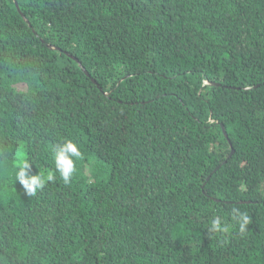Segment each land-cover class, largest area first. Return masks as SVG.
<instances>
[{
    "label": "trees",
    "instance_id": "16d2710c",
    "mask_svg": "<svg viewBox=\"0 0 264 264\" xmlns=\"http://www.w3.org/2000/svg\"><path fill=\"white\" fill-rule=\"evenodd\" d=\"M0 264H264V0H0Z\"/></svg>",
    "mask_w": 264,
    "mask_h": 264
},
{
    "label": "clouds",
    "instance_id": "9594fccd",
    "mask_svg": "<svg viewBox=\"0 0 264 264\" xmlns=\"http://www.w3.org/2000/svg\"><path fill=\"white\" fill-rule=\"evenodd\" d=\"M83 159V152L73 140H67L53 150L52 160L54 161L55 169L65 184L70 183L76 173V162ZM16 163L19 168V171L16 174V179L23 185V188L28 194L35 195L39 190L43 189L49 181L54 179L52 173H39L37 175L29 176L30 162L25 157L23 149H21ZM232 214L233 219L239 224L241 234H243L249 224L248 215L241 212L239 208H234ZM209 230L216 233H227L229 231V226L223 224L221 218L216 217L211 221V227Z\"/></svg>",
    "mask_w": 264,
    "mask_h": 264
},
{
    "label": "water",
    "instance_id": "95a60500",
    "mask_svg": "<svg viewBox=\"0 0 264 264\" xmlns=\"http://www.w3.org/2000/svg\"><path fill=\"white\" fill-rule=\"evenodd\" d=\"M17 6L19 7V5H18V4H17ZM86 73H88V72H86ZM224 131H225V133H226V135H227V132H226L225 126H224Z\"/></svg>",
    "mask_w": 264,
    "mask_h": 264
}]
</instances>
